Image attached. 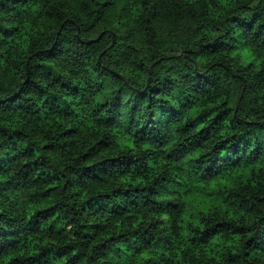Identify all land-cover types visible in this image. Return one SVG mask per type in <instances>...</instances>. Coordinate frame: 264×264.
<instances>
[{
    "label": "trees",
    "instance_id": "trees-1",
    "mask_svg": "<svg viewBox=\"0 0 264 264\" xmlns=\"http://www.w3.org/2000/svg\"><path fill=\"white\" fill-rule=\"evenodd\" d=\"M0 264H264V0H0Z\"/></svg>",
    "mask_w": 264,
    "mask_h": 264
}]
</instances>
